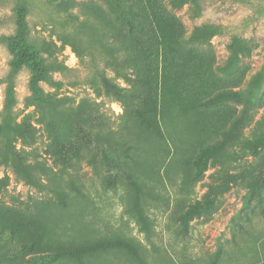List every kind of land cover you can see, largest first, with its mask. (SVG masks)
<instances>
[{"label": "rangeland", "instance_id": "1", "mask_svg": "<svg viewBox=\"0 0 264 264\" xmlns=\"http://www.w3.org/2000/svg\"><path fill=\"white\" fill-rule=\"evenodd\" d=\"M14 1L0 0V35L15 32ZM34 1L26 19L38 54L70 69L53 74L59 88L40 82L35 96L24 63L13 76L14 103L5 117L13 52L0 43V264H74L19 251L31 237L39 249L118 240L117 248L86 264H264V186L253 192L250 182V173L264 176V151L251 150L264 137V0H196L181 7L154 0L156 22L183 40L159 33L148 40L120 26L122 0ZM205 23L216 33L193 40ZM65 32L76 34L80 57L61 39ZM127 54L133 58L125 69L140 77L133 84L108 64ZM100 72L139 95L142 108L157 102L165 139L104 94ZM221 92L228 96L220 102L199 103ZM82 98L108 127L88 125L97 135L76 161L73 179L60 171L66 162L59 150L66 146L72 155L73 108ZM108 128L119 129L115 139L108 140ZM5 152L21 156L36 177L45 169L43 186L17 178ZM113 155L141 175L135 183L112 170ZM232 174L245 178L232 182Z\"/></svg>", "mask_w": 264, "mask_h": 264}, {"label": "trees", "instance_id": "2", "mask_svg": "<svg viewBox=\"0 0 264 264\" xmlns=\"http://www.w3.org/2000/svg\"><path fill=\"white\" fill-rule=\"evenodd\" d=\"M64 3L66 0H59V3ZM124 3L125 13L120 16V26L125 27L130 32L137 33L141 35V37H145L148 40L155 36L156 34H160L162 37L168 38H176L179 40H183L182 37L172 30H169L167 27H161L159 23L156 22L155 15H157L155 8H153L152 3L154 0H122ZM170 2L175 7H181L184 3L192 2L195 3L196 0H170ZM74 3V0H73ZM32 6H36V2L34 0H15L14 1V11H15V32L11 35H0V43L7 44L13 52V57L10 61V71L9 78L6 84L5 91V103H4V112L5 117L9 115L10 108L14 103V86H13V76L21 69L24 63H28L31 68V77L29 80V87L31 92L36 96L40 94L39 83L44 82L51 87L59 88L62 85V82L56 80L53 77L55 72L63 74L65 71L70 68L64 65V63L58 60H50L47 61L45 58L41 57L38 54V49L36 48L35 42L32 40L30 36V30L28 26V21L26 19V15L28 14L29 8ZM216 33L212 24H202L200 27H196L194 29L192 39L196 41L203 42L207 40L210 36H213ZM172 35V36H170ZM61 39L64 42H67L71 45L73 51L77 56L80 57L82 48L81 43L79 42L75 33L73 35L69 32H65ZM35 45V47H34ZM152 47V46H149ZM125 58L122 63L116 62L114 60H109L108 64L113 67L117 76L123 79L126 84H133L136 80H140L138 74L132 76L125 67L130 65V60H132L133 56H129ZM135 70V69H133ZM97 81H99L100 88L103 90L104 94L109 96L114 101L121 103L123 106L124 112L132 111L139 118V120L146 126L154 128L158 131L159 136L162 139H165V132L161 129L160 122L156 120L155 116L158 110L157 102L152 104L151 108H142L140 102L136 101L138 96L137 94L131 92L129 87L121 86L118 83L114 82L109 77L105 76L101 72L98 74ZM96 82V81H94ZM163 81V87H164ZM227 93H218L217 95H210L209 97H204L200 99L199 103L201 105L210 106L214 105L221 100L227 97ZM237 96V95H235ZM94 109L89 107L88 99L82 98L76 106L73 108V152L72 155L69 154L68 147H62L60 151L61 159L66 162L68 166H61L60 171L63 174H67L68 176L72 175L73 179L76 177L80 168L76 161L80 158H83L82 152L89 147L91 144V138L97 135L94 131L93 133L89 132L88 125L91 123L94 129L97 127H108V121H101L97 119L93 115ZM163 119V117L161 118ZM3 122H7L6 120ZM119 131L117 128H108L107 137L108 140L115 139L114 133ZM52 128L49 129L48 135L51 137L50 147L54 148L57 146V141L55 137L52 135ZM80 138V139H79ZM70 144V141L67 142ZM224 142H222L223 144ZM220 142L216 141L214 145H218ZM210 145L206 146L208 148ZM251 150L254 155H257L261 151H264V137L260 139H256L252 145ZM4 161L9 162L13 171L16 174L17 178L23 180L25 183L29 185H33L36 187L43 186L41 181V176L44 178L47 177V172L45 169L41 170V175L36 177L33 173L32 167L30 164H27L23 161L21 156L16 155L12 152H5L3 154ZM115 164L112 165V170L115 171L120 169L122 173L126 175V177L131 180V182L135 183L136 178H139L141 175L136 174L132 168L124 169L121 165H119V159L117 155L112 156ZM95 159L91 158L90 162L93 163ZM116 160V161H115ZM73 167V168H72ZM122 169V170H121ZM232 182H236L238 179H244V174H232L228 175ZM251 185L253 188V192H255L260 187L264 186V176L256 175L255 173H250ZM0 178V188H1ZM140 187L137 185V189ZM228 188V185L224 184L220 188V192H225ZM210 190L211 187L209 188ZM38 242H40L37 237H31L28 241H24L20 243V250L23 252H32L33 257L41 258L47 261H54L62 259L73 260L74 264H86L87 261L92 260V258L106 254L107 252L115 249L114 245L119 244L118 240L113 238H107L104 241H98L96 243H89L86 245H80L71 248L67 247H59L56 249L46 248L39 249ZM36 254H38L36 256Z\"/></svg>", "mask_w": 264, "mask_h": 264}]
</instances>
